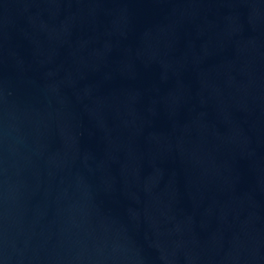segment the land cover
I'll return each mask as SVG.
<instances>
[{"label": "water", "instance_id": "1", "mask_svg": "<svg viewBox=\"0 0 264 264\" xmlns=\"http://www.w3.org/2000/svg\"><path fill=\"white\" fill-rule=\"evenodd\" d=\"M0 264H264V0H0Z\"/></svg>", "mask_w": 264, "mask_h": 264}]
</instances>
